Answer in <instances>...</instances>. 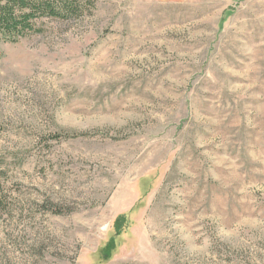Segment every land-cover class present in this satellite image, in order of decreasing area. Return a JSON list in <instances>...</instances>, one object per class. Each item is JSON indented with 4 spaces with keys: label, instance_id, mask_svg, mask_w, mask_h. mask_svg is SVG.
Instances as JSON below:
<instances>
[{
    "label": "rangeland",
    "instance_id": "1",
    "mask_svg": "<svg viewBox=\"0 0 264 264\" xmlns=\"http://www.w3.org/2000/svg\"><path fill=\"white\" fill-rule=\"evenodd\" d=\"M38 26L0 36V264H264V0Z\"/></svg>",
    "mask_w": 264,
    "mask_h": 264
},
{
    "label": "trees",
    "instance_id": "2",
    "mask_svg": "<svg viewBox=\"0 0 264 264\" xmlns=\"http://www.w3.org/2000/svg\"><path fill=\"white\" fill-rule=\"evenodd\" d=\"M96 4L97 0H0V36L7 41L15 42L19 37L43 32L38 23L45 18L62 21L81 20L94 13ZM68 137L56 133L50 138L61 141ZM6 199L0 182V209L5 207ZM48 210L54 214H64L68 211L57 204L49 205ZM115 225L118 234L122 227L117 222Z\"/></svg>",
    "mask_w": 264,
    "mask_h": 264
}]
</instances>
